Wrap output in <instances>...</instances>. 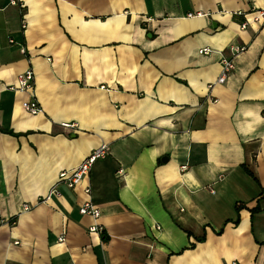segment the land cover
<instances>
[{
  "label": "crops",
  "instance_id": "obj_1",
  "mask_svg": "<svg viewBox=\"0 0 264 264\" xmlns=\"http://www.w3.org/2000/svg\"><path fill=\"white\" fill-rule=\"evenodd\" d=\"M262 7L0 0V264H264V23L242 28Z\"/></svg>",
  "mask_w": 264,
  "mask_h": 264
},
{
  "label": "built area",
  "instance_id": "obj_2",
  "mask_svg": "<svg viewBox=\"0 0 264 264\" xmlns=\"http://www.w3.org/2000/svg\"><path fill=\"white\" fill-rule=\"evenodd\" d=\"M11 5L16 4V0H10ZM191 16V15H189ZM248 22H253L257 25H261L264 23V7L258 8L257 10L252 11L251 21H246L243 23L242 28L247 26ZM243 48H232V54H236L238 52L243 51ZM21 52L24 53V49H21ZM208 50H202L201 53H208ZM234 70V64L232 58H222L221 60V72L217 79V83L223 84L226 82L227 78ZM11 91H19V92H28L32 93L34 90V76L31 69H27L24 72L20 73L17 76V84L15 86H9ZM25 110L30 115H37L41 112L40 107L37 102L32 99L30 100L26 106ZM108 147L106 145H102L96 149H94L76 168L69 171H62L59 173L58 182H63L69 189H74L78 186L83 179H85L92 169V166L97 160L104 159L108 155ZM184 169V168H183ZM83 193L86 196V199L82 203L79 213L81 215L90 216L94 220H97L100 216V211L98 208L91 202V189L90 186H86L83 189ZM29 206L24 204L22 206V211H28ZM90 233L102 234L103 228L94 224L89 228ZM59 242H63V237L59 238Z\"/></svg>",
  "mask_w": 264,
  "mask_h": 264
}]
</instances>
